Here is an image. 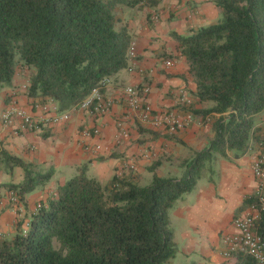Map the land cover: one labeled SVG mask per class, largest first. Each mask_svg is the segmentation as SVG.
<instances>
[{
  "label": "trees",
  "instance_id": "obj_1",
  "mask_svg": "<svg viewBox=\"0 0 264 264\" xmlns=\"http://www.w3.org/2000/svg\"><path fill=\"white\" fill-rule=\"evenodd\" d=\"M143 1L0 0V92L12 84L20 63L32 70L28 93L35 102L53 100L60 110L78 105L129 66L133 35L121 24V12ZM214 2L219 21L175 35L197 86L196 103L214 102H193L192 112L205 119L219 114L210 145L183 160L180 175H161L153 164L146 185L134 170L102 182L88 174V163L78 166L39 202L26 228L0 237V264H166L177 254L169 216L176 202L195 189L218 155L240 156L253 140H264L256 127L264 110V0ZM0 153L24 170L22 182L4 184L19 203L55 173ZM255 200L248 196L242 209ZM256 229L264 237V209ZM234 255L235 264H259L251 255Z\"/></svg>",
  "mask_w": 264,
  "mask_h": 264
},
{
  "label": "crops",
  "instance_id": "obj_2",
  "mask_svg": "<svg viewBox=\"0 0 264 264\" xmlns=\"http://www.w3.org/2000/svg\"><path fill=\"white\" fill-rule=\"evenodd\" d=\"M125 6L121 24L133 35L135 55L129 66L113 75L104 89L105 96L113 100L112 109L104 115L79 110L67 122L44 126L38 130L19 128L3 122L4 111L12 104L33 114L36 98L29 97L32 70L19 63L11 85L0 92V150L39 165L45 171L52 167L55 173L45 186H40L26 196L24 203L14 204L10 190L4 184L20 183L24 170L8 165L0 153V235L12 237L20 228H26L41 200L53 195L58 185L64 184L85 163L93 169L99 180L109 181L116 172L130 173L127 164L134 163L140 180L148 174L150 166L157 163L161 175H180L181 164L196 153L206 149L216 137L213 113L206 119L195 114L196 121L177 133L156 129L149 124L125 122L128 136L120 134V122L131 110L124 94L128 85L150 87L148 100L156 110H173L181 115L192 111L196 103V83L190 64L181 53L176 34L187 35L221 19V9L214 0H159L148 4ZM129 14L131 17H129ZM158 15L157 21L154 20ZM172 60V65L166 61ZM187 88L192 102L183 104L180 89ZM55 103L53 100H48ZM58 105V104H57ZM211 103H196V107ZM195 106V105H194ZM99 125L98 136L85 138V127ZM257 131L264 136V110L257 117ZM45 134V135H43ZM262 140H253L248 151L240 156L232 152L218 156L199 179L195 189L181 197L170 210V224L177 254L170 264H235L237 256L224 255V237L236 231L234 220L247 213L242 209L245 199L255 193L257 181L253 172L255 158L261 150ZM97 147L92 151L88 147ZM74 176V175H73Z\"/></svg>",
  "mask_w": 264,
  "mask_h": 264
},
{
  "label": "built area",
  "instance_id": "obj_3",
  "mask_svg": "<svg viewBox=\"0 0 264 264\" xmlns=\"http://www.w3.org/2000/svg\"><path fill=\"white\" fill-rule=\"evenodd\" d=\"M151 0H144L143 4H148ZM155 21L158 15L153 17ZM131 57L135 55L134 44L130 50ZM167 65H172V60L166 61ZM111 77L105 78L101 85L96 87L93 92L88 95L81 103L69 110H60L57 104L49 101L45 103L35 104V108L40 110V114H33L27 110L18 107L12 103L3 113V122L14 125L15 120H19V128L27 130H38L44 126H55L63 122H67L71 118L73 112L79 110L90 111L95 115L107 114L113 106V100L107 98L104 89L110 84ZM150 87L147 85H128L124 89L130 115H126L120 122V134L128 136V128L125 125L127 120L149 124L156 129H164L169 133H177L189 127L196 121V116L192 111H188L181 115L173 110L162 109L156 110L148 100ZM180 99L183 104H190L192 98L187 88L180 89ZM101 127H85L81 134L85 138L98 136ZM261 150L255 158L253 164V172L257 181L255 193L256 200L248 207L247 213L235 218L234 226L236 231L224 237L226 249L224 255L232 257L234 254L244 253L253 256L259 264H264V237L257 231L256 222L261 218V212L264 209V140H262ZM88 147V146H87ZM92 151H96L97 147H88ZM128 170H135L134 163L127 164ZM124 174V172H117ZM10 198L14 204H19L18 196L14 192H10ZM1 237V235H0Z\"/></svg>",
  "mask_w": 264,
  "mask_h": 264
},
{
  "label": "rangeland",
  "instance_id": "obj_4",
  "mask_svg": "<svg viewBox=\"0 0 264 264\" xmlns=\"http://www.w3.org/2000/svg\"><path fill=\"white\" fill-rule=\"evenodd\" d=\"M126 8H128V7H126ZM129 17H131V15L129 14ZM221 17H222V14H221ZM118 26H120L119 24H118ZM17 59L20 61V54L19 53H17ZM19 64V63H18ZM208 104H214V102H207ZM218 160L220 159V155H218ZM217 160V159H216ZM77 172H74L73 174H70V176L69 177H71V176H73V175H75ZM129 173V172H128ZM134 173H137V171H134ZM88 174L90 175V176H94L95 177V173L93 172V169H89V171H88ZM151 178H152V174L150 173V174H148L146 177H144L143 179H141V180H139V183L141 184V185H146V184H148L149 182H150V180H151ZM102 182H106V180H102ZM178 202V201H177ZM176 202V203H177ZM55 246H56V248H60V243L58 242V241H55ZM170 261H168L166 264H170L169 263Z\"/></svg>",
  "mask_w": 264,
  "mask_h": 264
}]
</instances>
